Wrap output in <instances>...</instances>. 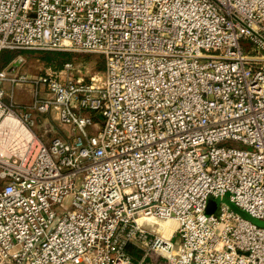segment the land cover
Returning a JSON list of instances; mask_svg holds the SVG:
<instances>
[{
    "label": "built area",
    "instance_id": "built-area-1",
    "mask_svg": "<svg viewBox=\"0 0 264 264\" xmlns=\"http://www.w3.org/2000/svg\"><path fill=\"white\" fill-rule=\"evenodd\" d=\"M4 50L104 67L0 66V264H264V0H0Z\"/></svg>",
    "mask_w": 264,
    "mask_h": 264
},
{
    "label": "rangeland",
    "instance_id": "rangeland-1",
    "mask_svg": "<svg viewBox=\"0 0 264 264\" xmlns=\"http://www.w3.org/2000/svg\"><path fill=\"white\" fill-rule=\"evenodd\" d=\"M49 51H34V50H23L19 51L17 53V56L15 57L16 60H18V64L16 66L17 69L29 73V74H39L43 73L47 69H55V65L53 63L47 62L45 58H43V55ZM55 52H63V51H55ZM70 53L69 60H73L76 63H81L88 67L89 69L95 71V72H102L104 67V61L101 56L98 54L93 53H79V52H68ZM10 89V88H9ZM21 98L24 99V101H28L30 99V93L29 89L27 87H16V99L17 102L20 104L22 103ZM9 96L6 97V100L8 101ZM56 119L53 115H45L38 121V124L34 127V130L36 133L44 134L45 140H50L54 136L57 135H64L67 133V127L62 126L59 123V120L57 118L58 113H53ZM222 202L221 198L211 197L208 201L207 208L205 210L206 213H217L219 211L220 204ZM225 202H227V198L225 199ZM243 216L251 219L253 222H255L258 225H264V221L255 219L251 217L248 213L241 211L240 212ZM166 223V222H165ZM167 229L169 231L173 228L171 225H168Z\"/></svg>",
    "mask_w": 264,
    "mask_h": 264
},
{
    "label": "trees",
    "instance_id": "trees-1",
    "mask_svg": "<svg viewBox=\"0 0 264 264\" xmlns=\"http://www.w3.org/2000/svg\"><path fill=\"white\" fill-rule=\"evenodd\" d=\"M23 50H4L0 55V66L5 67L9 65L17 56V53ZM70 53L68 52H55L49 51L43 55V58L46 59L47 62L53 63L55 65V69H58L62 63L69 59ZM126 251L129 252L135 261L142 257V251L135 247L133 244L128 243L126 244ZM149 257L146 258V262L150 261ZM159 264V263H156Z\"/></svg>",
    "mask_w": 264,
    "mask_h": 264
},
{
    "label": "water",
    "instance_id": "water-1",
    "mask_svg": "<svg viewBox=\"0 0 264 264\" xmlns=\"http://www.w3.org/2000/svg\"><path fill=\"white\" fill-rule=\"evenodd\" d=\"M227 202L236 210V211H238L239 213L241 212V210L240 209H238L235 205H233V203H230L228 200H227Z\"/></svg>",
    "mask_w": 264,
    "mask_h": 264
},
{
    "label": "crops",
    "instance_id": "crops-1",
    "mask_svg": "<svg viewBox=\"0 0 264 264\" xmlns=\"http://www.w3.org/2000/svg\"><path fill=\"white\" fill-rule=\"evenodd\" d=\"M156 263H159V261H147V262L144 263V264H156Z\"/></svg>",
    "mask_w": 264,
    "mask_h": 264
},
{
    "label": "bare ground",
    "instance_id": "bare-ground-1",
    "mask_svg": "<svg viewBox=\"0 0 264 264\" xmlns=\"http://www.w3.org/2000/svg\"><path fill=\"white\" fill-rule=\"evenodd\" d=\"M172 222H173L172 220H168V221H166V223H167L168 225H171Z\"/></svg>",
    "mask_w": 264,
    "mask_h": 264
}]
</instances>
